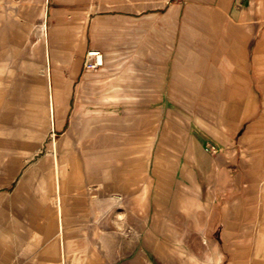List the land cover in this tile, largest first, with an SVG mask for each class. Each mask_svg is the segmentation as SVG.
<instances>
[{"label":"crops","instance_id":"obj_1","mask_svg":"<svg viewBox=\"0 0 264 264\" xmlns=\"http://www.w3.org/2000/svg\"><path fill=\"white\" fill-rule=\"evenodd\" d=\"M32 3L42 7V0H0V5ZM139 6L148 7V0H44L42 16L47 29L53 28L55 39L68 40L62 47L77 49L76 73L70 76L68 66L61 65L62 70L66 68L67 79L61 75L60 87L65 92L62 90L63 105L56 119L50 93V122L55 131L63 134L68 129L73 102L77 114L86 109L84 104H111L103 126L96 120L100 114L93 115L100 109L87 107L92 117L84 120L76 145L68 152L71 186L84 195L91 190L100 201L107 194L110 197L109 261L148 263L150 252L161 253L162 228L150 226L139 207H125L124 214L133 219L126 223L129 238L125 236L122 244L116 239L117 232L121 233L116 223L117 204L121 199L129 203L139 192L140 199L147 197L149 182H164L166 100L204 104L210 108L206 118L211 121L205 123L199 150L205 151L211 166L207 180L213 184L210 208L203 228H196L192 222L185 228H173V242L176 236L178 246L188 248L195 262L264 264V0H189L183 21L175 14L179 4H170L166 16L151 20L156 23L155 31L149 29L150 20L143 10L141 20H136L133 8ZM92 13L93 42L88 49L86 23ZM138 34L142 56L136 66L139 78H114L105 84L92 78L103 64L100 39L131 42ZM129 44L123 54L131 53ZM52 49L46 41L47 58ZM92 49L100 51L93 58L97 66L85 70L84 56ZM117 65L111 69L116 70ZM46 84L53 86L51 69ZM193 145L188 149V166L194 179L189 182H197L198 148ZM188 206L197 207L193 202ZM78 208L77 215L92 213L93 219L101 213L100 203ZM59 209L62 215L61 203L57 202ZM92 225L94 235L89 242L81 234L83 221L62 220V229L59 223L60 238L53 245L59 248L63 264L70 245L78 248L77 259L82 262L85 246L100 249V238H95L100 227ZM66 230L78 233L68 239ZM184 230L188 238L183 241ZM122 246L124 253L118 251Z\"/></svg>","mask_w":264,"mask_h":264},{"label":"rangeland","instance_id":"obj_2","mask_svg":"<svg viewBox=\"0 0 264 264\" xmlns=\"http://www.w3.org/2000/svg\"><path fill=\"white\" fill-rule=\"evenodd\" d=\"M188 2L189 0H148V7L133 8L136 10L134 16L140 21L142 13L148 14L149 29L155 31L156 23L151 20L155 21L157 15L166 16L171 9L170 4H179L175 8V14L181 16L180 21H183L182 16ZM43 4L44 0L42 7L35 3L23 6L0 5V264H63L59 248L53 245L56 240L59 241L58 225L62 224V220L63 223L83 221L85 230L81 234L89 242L94 235L92 224L100 227V231H95V238H100V249L98 246H85L84 251H81L85 255V261L82 262L77 259L78 248L70 245L67 247L65 264H114L109 261L108 245L110 197L107 194L100 201L91 190L88 195H84L80 190L72 188L67 161L69 149L76 145L84 120L92 117L87 107L100 109L99 113L95 112L93 115L100 114L96 120L100 122L99 126H103L108 122L111 104H84L86 109L77 114L76 103L73 102L68 129L63 134L55 131L54 123L50 122V93L53 94L52 112L56 119L63 105L60 101L62 90L65 92V88L60 87V80L62 76L67 79L64 75L66 68L62 70L61 65L63 63L65 67L68 66L70 76L74 75L78 68L77 49L72 46L68 49L62 47L61 44L68 40L55 39L53 28L47 29L42 16ZM94 15L92 13L86 23L88 49L92 48ZM183 24H179L180 28ZM46 31L48 35H45ZM46 41L53 47L48 58L44 50ZM99 41L103 49V64L98 69L99 73H94L92 78L101 80L102 84L114 78H139L140 72L136 70L142 57L139 53V34L131 42L125 39H111L110 42L108 38ZM129 43L132 46L131 53L123 54ZM116 47L120 49L114 54L112 51ZM99 53L97 49L88 51L84 56L85 70L93 65L97 66L93 58ZM114 64H118L116 70L111 69ZM50 69L52 87L46 84ZM209 110L204 104L166 100V151L162 167L164 182H149L147 197L140 199L139 192L130 198L129 203H124L125 199H121L117 204L119 209L116 223L121 233L117 232L116 239H120L122 244L125 236L129 238L130 231L126 223H131L133 219L131 215L124 214L125 207L133 210L139 207L144 212L143 215L148 217L146 222L150 226L155 224L163 230L161 253L157 256L150 252L149 262L143 264H210L205 260L195 262V258L190 257L188 248L178 246L176 236L173 242V228L179 225L185 228L190 222L195 223L198 229L203 228L205 214L210 208L213 184L207 180L210 179L211 166L204 157L205 151L199 150L205 123L211 121L206 118V111ZM191 143H196L198 148L197 182H189L190 178L194 179L189 175L188 166V149ZM55 159L59 160V194L63 210L60 219L54 175ZM188 202L196 203L197 207H189ZM92 203L95 206L101 204V213H96L94 219L92 213L84 216L76 214L79 206L91 207ZM111 217L114 224V215ZM77 233L66 230L65 235L71 239ZM187 233L182 231L180 239L184 241L188 238L183 235ZM119 250L124 253L125 247L122 246Z\"/></svg>","mask_w":264,"mask_h":264},{"label":"bare ground","instance_id":"obj_3","mask_svg":"<svg viewBox=\"0 0 264 264\" xmlns=\"http://www.w3.org/2000/svg\"><path fill=\"white\" fill-rule=\"evenodd\" d=\"M54 175H55V180L57 184V191H58V196H57V202L61 203V197L59 194V189H60V182H59V160L55 159L54 160ZM59 205V204H58ZM59 219L61 218V209H59ZM60 229H62V224L60 223Z\"/></svg>","mask_w":264,"mask_h":264}]
</instances>
